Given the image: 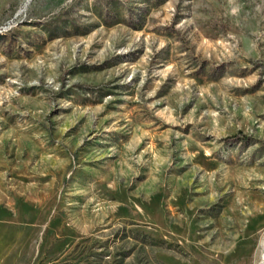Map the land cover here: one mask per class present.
<instances>
[{"label": "rangeland", "instance_id": "1", "mask_svg": "<svg viewBox=\"0 0 264 264\" xmlns=\"http://www.w3.org/2000/svg\"><path fill=\"white\" fill-rule=\"evenodd\" d=\"M0 264H264V0H0Z\"/></svg>", "mask_w": 264, "mask_h": 264}, {"label": "built area", "instance_id": "2", "mask_svg": "<svg viewBox=\"0 0 264 264\" xmlns=\"http://www.w3.org/2000/svg\"><path fill=\"white\" fill-rule=\"evenodd\" d=\"M3 27H6V25H4Z\"/></svg>", "mask_w": 264, "mask_h": 264}]
</instances>
